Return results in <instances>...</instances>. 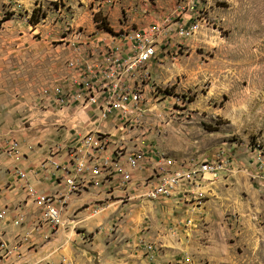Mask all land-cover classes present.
<instances>
[{
    "label": "rangeland",
    "instance_id": "374dc122",
    "mask_svg": "<svg viewBox=\"0 0 264 264\" xmlns=\"http://www.w3.org/2000/svg\"><path fill=\"white\" fill-rule=\"evenodd\" d=\"M164 24L174 30L155 36L158 89L131 128L146 141L127 145L169 158L223 150L231 173L199 200H127L93 179L88 199L62 203L58 225L43 208L36 264H264V0H0V123L18 151L23 134L48 149L65 129L79 144L95 136L97 111L60 99L73 86L67 61Z\"/></svg>",
    "mask_w": 264,
    "mask_h": 264
},
{
    "label": "built area",
    "instance_id": "2783aa9c",
    "mask_svg": "<svg viewBox=\"0 0 264 264\" xmlns=\"http://www.w3.org/2000/svg\"><path fill=\"white\" fill-rule=\"evenodd\" d=\"M172 30L171 25L164 24L153 27L151 33L123 31L116 37L102 38L99 44L88 45L86 53L72 56L67 61L73 86L66 88L65 97L61 95L60 99L77 103L84 110H96L103 128L95 136L86 135L81 141L90 151L83 156H74L69 166L63 167L66 174L62 176V182L70 192L82 190L96 178L110 181L118 175L121 183H128L135 171H142L153 163L152 174L150 178H143L137 197L159 200L180 194L199 200L205 195L208 185L223 174L231 173L233 160L230 156L225 158L223 150L218 151L213 159L169 158L155 153L148 155L150 150L142 149L141 145L134 148L127 145L132 139L141 144L146 141L143 133L136 136L131 128L141 123L144 106L155 97L158 89L150 70V63L157 57L155 36H167ZM180 30L183 37L187 29ZM75 35L79 36L81 32L76 31ZM110 128L116 133L110 132ZM17 148V143L11 141L8 149L15 157L18 156ZM46 160L56 169L61 167L57 159L50 157ZM15 175L25 182L27 195L43 206L45 219L58 225L61 214L56 198L37 193L25 181V171L16 168ZM3 217L4 211L0 210V219Z\"/></svg>",
    "mask_w": 264,
    "mask_h": 264
},
{
    "label": "crops",
    "instance_id": "0c3cea01",
    "mask_svg": "<svg viewBox=\"0 0 264 264\" xmlns=\"http://www.w3.org/2000/svg\"><path fill=\"white\" fill-rule=\"evenodd\" d=\"M112 131L114 129H110ZM60 133L61 138L57 136L51 149L33 145V138L23 134L19 157H15L8 149L14 136L10 134L8 127L0 123V210L4 211V217L0 219V264H36L39 259L40 249L34 244H37L43 229L38 223L43 215V206L27 195L25 182L15 175L16 168L26 172L25 181L37 193L56 198L61 216L63 212H67L61 209L63 202H67L66 206L72 210L89 197V186L86 185L81 191L70 192L62 182V176L66 174L63 167H68L75 155L83 156L90 149H84L81 142L79 144L77 139H73L71 130L65 129ZM73 146L77 148L76 152H72ZM50 157L57 159L61 167L56 169L51 166L46 160ZM152 165L153 163H149L146 169L135 171L128 183H121V177L114 176L109 181L112 188L103 189L104 193L109 190L108 193L126 195L127 200L131 199L141 191L143 178L152 174ZM17 221H20L19 224H14ZM41 223L43 225L45 222Z\"/></svg>",
    "mask_w": 264,
    "mask_h": 264
},
{
    "label": "trees",
    "instance_id": "16d2710c",
    "mask_svg": "<svg viewBox=\"0 0 264 264\" xmlns=\"http://www.w3.org/2000/svg\"><path fill=\"white\" fill-rule=\"evenodd\" d=\"M30 22H31V23H34V24L37 23V22H38L37 17H35L34 19H30Z\"/></svg>",
    "mask_w": 264,
    "mask_h": 264
}]
</instances>
